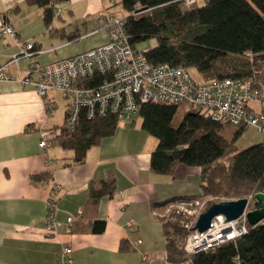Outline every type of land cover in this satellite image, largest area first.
<instances>
[{
	"label": "crops",
	"instance_id": "0c3cea01",
	"mask_svg": "<svg viewBox=\"0 0 264 264\" xmlns=\"http://www.w3.org/2000/svg\"><path fill=\"white\" fill-rule=\"evenodd\" d=\"M118 1L58 3L52 23L47 25L42 7L26 0H0V14H7L17 31L14 37L0 36V67L10 62L23 42L35 44L39 52L34 59L41 64L106 43L109 31L99 12L112 11L111 6ZM18 67L27 70L29 60L22 57L12 61L7 70ZM259 84L264 91V81ZM253 105L262 107L260 101ZM69 110V101L59 90L41 96L34 86L2 85L0 264H65L69 256L76 264H170L163 224L153 204L198 194L201 169L180 164L173 174L155 172L151 156L158 139L143 129L142 119L141 123L136 119L119 122L113 135L91 146L84 162L77 163L75 151L63 148L57 139L66 131ZM42 129L56 133L45 148L40 146ZM261 134L262 138L254 142L263 140ZM47 172L52 174L48 181H33V176ZM107 179L115 181L113 197L103 196L93 203L91 187ZM53 188L58 196L56 219L61 225L55 235L47 236ZM69 215L75 216L73 232L67 231ZM96 219L107 221L102 233L88 230ZM67 245L72 248L70 255L63 253Z\"/></svg>",
	"mask_w": 264,
	"mask_h": 264
},
{
	"label": "trees",
	"instance_id": "16d2710c",
	"mask_svg": "<svg viewBox=\"0 0 264 264\" xmlns=\"http://www.w3.org/2000/svg\"><path fill=\"white\" fill-rule=\"evenodd\" d=\"M26 1L44 9V20L49 25L56 5L68 0ZM185 1L119 0L114 5L120 4L126 11L122 17L124 27L135 48L139 42L156 39L146 51L150 62L195 68L206 81L231 76L254 77L256 83L262 79L255 70L264 64V0H197L191 7H186ZM102 79L103 75H96L83 85L92 86ZM177 111L175 104L148 102L140 106L143 129L158 139L151 168L160 174H173L180 164L199 167L201 189L196 195L155 202L154 210L206 196H218L220 202L264 193L263 140L238 149L236 142L247 128H237L228 140L222 134L223 125L206 115L185 114L182 124L175 125ZM119 122L114 113L90 118L84 108L75 128L61 132L57 139L63 148L75 151L77 163H83L88 149L113 135ZM51 178L47 172L33 176V181ZM115 191L114 180H102L99 186L91 187L90 200L97 203L103 196L113 197ZM49 200L57 205L55 188ZM174 212L170 220L159 212L157 215L163 224L170 264H264V222L248 223V232L236 240L189 254L185 244L195 226H187V212L178 208ZM106 225L105 219H96L88 230L102 233Z\"/></svg>",
	"mask_w": 264,
	"mask_h": 264
},
{
	"label": "built area",
	"instance_id": "2783aa9c",
	"mask_svg": "<svg viewBox=\"0 0 264 264\" xmlns=\"http://www.w3.org/2000/svg\"><path fill=\"white\" fill-rule=\"evenodd\" d=\"M196 3L197 0H186L185 6L191 7ZM99 18L106 21L108 41L71 57L41 64L34 59L38 52L35 44L23 42L10 62L25 57L29 60V68L23 71L18 67L16 71H9L10 62L0 67V92L5 82L34 86L41 96L52 89L59 90L70 104L66 122V128L70 130L77 125L84 108L90 118L114 113L120 122L132 123L139 116L141 104L153 102L178 105L186 114L206 115L223 126L255 127L264 134V91L254 77L231 76L198 82L190 69L183 65L150 62L147 50L139 51L131 44L123 18L113 11L102 10ZM16 34L7 14H0V36L6 39ZM96 75H103V79L92 86L83 85V81ZM255 101H260L262 107L256 108L253 105ZM53 135H56L53 130L42 129L40 146L48 147ZM248 199L254 201L255 194ZM48 203L45 234L53 236L61 224L56 219L57 205L52 200ZM189 204L183 202L178 207L187 210ZM248 209L247 206L243 215L231 221L223 215L215 217L206 231L194 230L187 238L186 252L208 251L245 235L249 229ZM198 217L187 226H195ZM74 219L73 215L67 218L69 232ZM63 253L70 255L71 246H65ZM65 264L76 262L69 256Z\"/></svg>",
	"mask_w": 264,
	"mask_h": 264
},
{
	"label": "rangeland",
	"instance_id": "374dc122",
	"mask_svg": "<svg viewBox=\"0 0 264 264\" xmlns=\"http://www.w3.org/2000/svg\"><path fill=\"white\" fill-rule=\"evenodd\" d=\"M116 1H118V0H116ZM110 9L114 13H116V15L119 16V18L120 17L122 18V17L126 16V11L124 10L123 6L120 5V4L119 5H113V6H111ZM155 44H156V39L155 38H150V39L144 40L142 42H139L137 44V46H136V49L139 50V51H144L146 48H150V47L154 46ZM229 61H230V59H229ZM258 71L262 75V79H260V80L258 79L257 80V85H259V87L262 88L261 84H259V83H260L261 80L264 81V64L262 66H260L259 69L255 70V72H258ZM190 73L192 74V76L198 82H205L206 81L204 79V77H203V74L200 73L197 69H195V68L190 69ZM21 86H23V85H21ZM27 86H29V85H27ZM176 106L178 107V111H177V114H176L175 119H174V124L178 125L179 123L182 124V122L185 120L184 115L186 113H184L183 110L178 105H176ZM136 121L138 123H141V118L139 116H136ZM236 130H237L236 126L229 124L227 126H223L222 134L225 137L229 138L228 140H231ZM261 133L262 132H259V131H257L256 129H254L252 127L249 128L248 130H246L240 136L238 141L236 142V145L238 146V149H244L245 147H247V145L251 146L254 143H257V142H254V141H258V140H260L262 138L263 135ZM51 137L55 138L56 136L53 135ZM154 139H155V137H154ZM249 196L250 195L244 196V197L248 198ZM219 198L220 197H218V196H206V197H202V198H194L195 200H192L190 202L189 207L187 208V210H185V208L184 209L181 208V210H184L185 212H187L189 214V217H190L189 218V220H190L189 223H191V221L196 216H199V214H201L211 203L217 202V200ZM254 201H248V204H247V206L249 208L248 211L254 208ZM178 206L179 205H167V206H164V207L160 208L158 210V212L165 218V220H170V219H173V217L175 215L174 214L175 213L174 210L176 208L180 209ZM201 209H203L202 212H200Z\"/></svg>",
	"mask_w": 264,
	"mask_h": 264
},
{
	"label": "water",
	"instance_id": "95a60500",
	"mask_svg": "<svg viewBox=\"0 0 264 264\" xmlns=\"http://www.w3.org/2000/svg\"><path fill=\"white\" fill-rule=\"evenodd\" d=\"M255 198L254 208L247 212V219L251 225L264 219V193H256ZM247 204L248 198L246 197L211 203L199 215L194 229L200 232L206 231L210 228L213 219L219 215L225 216L227 221L236 219L243 215Z\"/></svg>",
	"mask_w": 264,
	"mask_h": 264
},
{
	"label": "bare ground",
	"instance_id": "6f19581e",
	"mask_svg": "<svg viewBox=\"0 0 264 264\" xmlns=\"http://www.w3.org/2000/svg\"><path fill=\"white\" fill-rule=\"evenodd\" d=\"M234 220V219H233Z\"/></svg>",
	"mask_w": 264,
	"mask_h": 264
}]
</instances>
